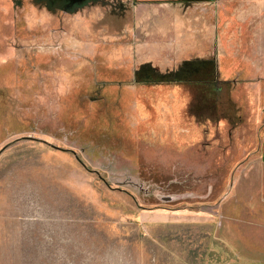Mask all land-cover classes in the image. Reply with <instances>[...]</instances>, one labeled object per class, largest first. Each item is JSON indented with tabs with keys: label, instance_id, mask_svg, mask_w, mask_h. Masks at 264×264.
Wrapping results in <instances>:
<instances>
[{
	"label": "rangeland",
	"instance_id": "374dc122",
	"mask_svg": "<svg viewBox=\"0 0 264 264\" xmlns=\"http://www.w3.org/2000/svg\"><path fill=\"white\" fill-rule=\"evenodd\" d=\"M113 2L0 0V264H264V0Z\"/></svg>",
	"mask_w": 264,
	"mask_h": 264
},
{
	"label": "flooded vegetation",
	"instance_id": "af4514ba",
	"mask_svg": "<svg viewBox=\"0 0 264 264\" xmlns=\"http://www.w3.org/2000/svg\"><path fill=\"white\" fill-rule=\"evenodd\" d=\"M42 1H45V3H43L44 4L43 6L48 8V10L50 11H53L56 7H59L62 10L66 11L67 13L75 12V11L77 12L80 9H84V7L88 6V4L90 3H98L97 5H100L102 8H104L106 13L111 14L109 13V11H112L110 10V8L114 4L113 0H42ZM143 70H142L143 73L145 72V75H146L145 82L152 83V84L154 82L156 84L164 82V81H161L160 78H156L157 75L159 76V73L156 72V74H154L152 68L149 69L146 66V67H143ZM198 73H200L199 66H198Z\"/></svg>",
	"mask_w": 264,
	"mask_h": 264
},
{
	"label": "trees",
	"instance_id": "16d2710c",
	"mask_svg": "<svg viewBox=\"0 0 264 264\" xmlns=\"http://www.w3.org/2000/svg\"><path fill=\"white\" fill-rule=\"evenodd\" d=\"M214 69H215V67H214ZM137 73H140V72H137ZM214 73H215V70H214ZM160 76H161V78H160V80L161 81H168V82H171L172 83V81H178V80H180V78H178V75H176L175 74V72L173 73V72H171V73H167V74H161L160 73ZM175 76H177V77H175ZM181 81V80H180ZM202 83H205V82H203V81H201ZM210 82H212V81H210ZM215 83H214V85H218L219 83H221V81H219L218 79H217V81H214ZM153 84H156L155 82L153 83Z\"/></svg>",
	"mask_w": 264,
	"mask_h": 264
},
{
	"label": "water",
	"instance_id": "95a60500",
	"mask_svg": "<svg viewBox=\"0 0 264 264\" xmlns=\"http://www.w3.org/2000/svg\"><path fill=\"white\" fill-rule=\"evenodd\" d=\"M187 196H189V194H173V195L162 196V199L166 201H174L177 198H183Z\"/></svg>",
	"mask_w": 264,
	"mask_h": 264
},
{
	"label": "crops",
	"instance_id": "0c3cea01",
	"mask_svg": "<svg viewBox=\"0 0 264 264\" xmlns=\"http://www.w3.org/2000/svg\"><path fill=\"white\" fill-rule=\"evenodd\" d=\"M163 1H167L168 2V0H163ZM174 15H175V17H174L175 18V21L178 20V18H176L177 15L176 14H174Z\"/></svg>",
	"mask_w": 264,
	"mask_h": 264
}]
</instances>
